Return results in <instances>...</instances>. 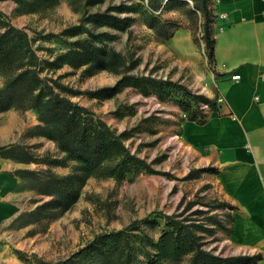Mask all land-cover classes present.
<instances>
[{
  "label": "rangeland",
  "instance_id": "1",
  "mask_svg": "<svg viewBox=\"0 0 264 264\" xmlns=\"http://www.w3.org/2000/svg\"><path fill=\"white\" fill-rule=\"evenodd\" d=\"M29 1L0 0V33L8 23L24 28L41 60L51 61L72 48V42L77 39H88L97 47L120 52L129 67L128 74L172 82V86L159 95L151 90L149 95L144 96L138 88L123 83L112 96L92 98L83 92L114 86L122 75L85 65L73 68L67 64L56 69L45 68L41 73V76L55 78L72 90L82 92L61 95L92 110L116 132L128 131L130 137L124 140L125 145L151 163L154 169L166 174L129 173L121 181L92 176L87 178L80 183L79 198L72 207L64 212H53L56 215L53 232L45 234L52 220L48 223L41 220L34 229L10 233L3 242L0 241V264H41L42 261L63 264L95 235L122 229L132 221L144 218L146 220L138 225L140 232L155 242L167 228L164 218L152 212L161 211L171 215L181 210L186 202H210L216 199L209 183L210 176L194 173L195 177L185 178L190 171L201 169V165L184 137L183 129L191 116L199 120L201 113L208 108L202 105L196 109L182 89L212 99L221 96L216 87L217 74L207 59L204 43L200 39L201 18L199 14L191 16L187 12L192 5L191 0H182L189 6L180 4L174 9L162 7L155 13L159 19L176 27L174 36L168 40L158 38L148 29L139 12L126 14L133 18L130 32L97 27L85 21L89 14L108 7L120 3L145 6L146 0H99L93 4L84 3L83 0H54L52 5L38 0L35 11L23 13L21 10ZM74 26L79 27V30H75L78 34L72 35L66 31ZM87 30L94 36H89ZM104 34L107 36H102ZM5 79L0 66V89L4 88ZM185 105H191L190 110L185 111ZM10 110L20 115L24 132L20 144L5 154L12 156L20 153L23 160L31 156L38 158L39 163L23 162L32 169L24 166L18 172L22 178V189L33 193V196L38 195V198L32 196L30 203L41 204L50 197L39 194L35 174L30 172L37 173L47 168L43 163L46 159L62 160L60 165L49 166L57 174L70 173L78 163L67 157L49 137L53 134L52 124L42 123L35 109ZM180 202L181 207L177 210ZM196 208L206 209L196 205L192 210ZM209 215H213L219 225L211 224V220L207 219L212 234L205 235L206 248L214 249L215 253L223 256L235 255L223 238L229 230V218H222L217 210L204 217L208 218ZM26 220L28 218L24 217L23 222ZM34 234H39V237L30 240ZM17 251L21 254L17 255ZM146 251L153 253L149 247ZM143 255L141 250V261H145Z\"/></svg>",
  "mask_w": 264,
  "mask_h": 264
},
{
  "label": "trees",
  "instance_id": "2",
  "mask_svg": "<svg viewBox=\"0 0 264 264\" xmlns=\"http://www.w3.org/2000/svg\"><path fill=\"white\" fill-rule=\"evenodd\" d=\"M38 0H31L22 8L23 13L33 12L38 7ZM44 1L52 5L54 0ZM80 1V0H79ZM84 3H95L99 0H83ZM146 0L145 6L127 5L120 3L103 11L89 14L85 21L99 27H109L127 30L133 23V18L126 15L139 12L143 24L151 29L158 38L168 40L174 36L176 27L159 19L155 14L160 9L176 8L178 5H188L182 0ZM192 5L187 12L192 16L199 14L201 18L200 39L209 63L213 59V23L215 21L208 0H191ZM83 26V25H80ZM78 26L66 29L72 35L78 34ZM89 36L94 35L86 31ZM102 36H107L106 34ZM97 37V35H96ZM97 39H94L96 41ZM72 48L58 54L53 60L40 59L31 46L30 38L24 28H17L11 24L5 25V30L0 33V66L5 73V85L0 89V112L10 109L33 108L39 115V120L44 124H52L53 134L49 137L67 157L78 163L67 174H57L50 169V164L60 165L61 159L53 158L44 160L47 168L35 174L39 194L50 198L37 205L32 211V220L39 224L41 220H53L54 211L64 212L72 207L79 198V185L89 177L114 178L123 180L129 173L144 172L147 174H166L154 169L151 163L132 152L124 143L130 137L126 130L116 132L104 120L89 108L72 101L61 95L81 94L59 83L55 78L41 76L45 68L56 69L63 64L73 68L87 66L88 68L104 69L122 75L114 85L102 87L97 90L85 91L92 98L100 96L109 97L115 94L121 84L136 87L144 96L154 90L161 94L172 86V82L150 76H136L128 74V65L125 57L112 48L97 47L88 39H77L72 42ZM196 109L206 106L210 110H217V99L204 94H192L182 89ZM185 111L191 105H185ZM201 110V109H200ZM202 112V111H201ZM200 119L191 116L190 121L203 123L205 113ZM12 147L11 149H13ZM10 149V150H11ZM17 149L19 147L17 146ZM23 162L39 163L37 157L23 160L21 154L12 155ZM207 168L190 171L185 177L193 178L194 173L205 171ZM182 202L177 205L180 209ZM196 205L206 209H193ZM220 208L233 209V206L224 201L214 199L210 202L189 201L183 208L174 214L167 215L161 211L152 212L166 221V230L162 231L158 239L153 242L140 232L138 225L145 221L134 220L130 225L109 232H103L93 237L89 243L80 247L78 251L69 256L63 264H255L258 256L230 255L223 256L215 253L214 249L206 248L205 235H211L210 225H217L218 220L213 215L207 216L212 210ZM191 210V211H190ZM190 211L186 216L185 213ZM28 218V217H27ZM148 218V217H147ZM204 218V219H203ZM30 219V218H28ZM219 225V224H218ZM138 231L139 233H135ZM228 233V232H227ZM152 249L153 253L146 251ZM142 250L145 261L139 259ZM17 255L21 252L17 251ZM41 264H58L42 261Z\"/></svg>",
  "mask_w": 264,
  "mask_h": 264
},
{
  "label": "crops",
  "instance_id": "3",
  "mask_svg": "<svg viewBox=\"0 0 264 264\" xmlns=\"http://www.w3.org/2000/svg\"><path fill=\"white\" fill-rule=\"evenodd\" d=\"M208 7L215 19L212 66L221 96L215 97L218 109H207L203 123H187L183 135L207 168L198 174L210 176L214 198L233 206L217 209L229 218L224 243L235 255H260L255 264H264V0H208ZM22 121L15 111L0 112L1 242L36 226L30 214L39 204L30 203L33 193L22 189L18 172L32 167L5 154L20 144ZM55 227L52 220L45 234Z\"/></svg>",
  "mask_w": 264,
  "mask_h": 264
},
{
  "label": "built area",
  "instance_id": "4",
  "mask_svg": "<svg viewBox=\"0 0 264 264\" xmlns=\"http://www.w3.org/2000/svg\"><path fill=\"white\" fill-rule=\"evenodd\" d=\"M222 17H225V15H222ZM232 80H237V79H239V75H232ZM255 99H257L256 97H255Z\"/></svg>",
  "mask_w": 264,
  "mask_h": 264
}]
</instances>
